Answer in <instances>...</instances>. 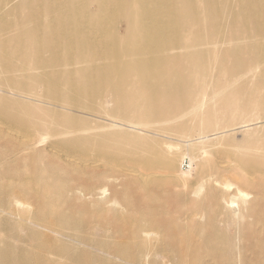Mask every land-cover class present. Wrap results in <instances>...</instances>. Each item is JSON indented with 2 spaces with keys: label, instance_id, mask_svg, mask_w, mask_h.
<instances>
[{
  "label": "bare ground",
  "instance_id": "1",
  "mask_svg": "<svg viewBox=\"0 0 264 264\" xmlns=\"http://www.w3.org/2000/svg\"><path fill=\"white\" fill-rule=\"evenodd\" d=\"M218 92L260 135L183 191ZM33 262L264 264V0H0V264Z\"/></svg>",
  "mask_w": 264,
  "mask_h": 264
},
{
  "label": "rangeland",
  "instance_id": "2",
  "mask_svg": "<svg viewBox=\"0 0 264 264\" xmlns=\"http://www.w3.org/2000/svg\"><path fill=\"white\" fill-rule=\"evenodd\" d=\"M122 25V24H121ZM121 28V27H120ZM122 29V28H121ZM215 52H213V55ZM196 74V72L194 73ZM208 82V81H206ZM206 82H203L198 75L196 79V86L194 88L195 92H192L193 90H190L191 96L195 95L197 91L201 89H208L209 92H211L212 87L209 84L208 86L206 85ZM215 87H213L214 89ZM206 91V90H205ZM197 95V94H196ZM199 96V95H198ZM249 97L246 94H242L239 97V102H242L243 100H248ZM235 104V100H229L226 92H218L215 97L210 100L207 104L206 107H204L203 114H200L198 118H194V120L191 122L193 127V130L189 135L192 136L194 139V146L193 149L191 150V153L194 156H198V161H195L196 163L198 162V165L200 163V167L204 168V172L202 176H197L195 172V162L194 164L192 163L193 170L190 172L188 171V168H183V164L185 161H189L191 163V159L189 154H183L179 160V171L183 174H188L190 175V182H184L181 183V186L184 188L183 191L189 192L193 191L197 188H199L201 185H204V190L200 192V195H203L206 193L208 185L212 184V178L208 175H210L209 170L213 167H228L230 165H233L234 167H238V164L234 163H229L231 162V159L228 160V151L232 149V146L234 144H240L244 145L246 143V138L248 136H254L255 138L260 135V132L258 131L257 128H254L253 132L248 130H239L237 132H229L227 135L224 137H216L215 133L218 131L217 128L220 127L218 121L221 120L222 118L228 117L229 113L225 112L223 110V107L225 106H233ZM249 104L253 105L252 102ZM214 106H219L218 110L215 112H212V109ZM120 117V116H116ZM196 122V123H195ZM199 124L202 125L199 126ZM149 130H152L153 133L149 134L150 137H146L147 143H163V142H171V143H179L180 146H182V151L185 152L186 148L183 143H181L180 139L186 138L185 136L181 137V135L175 133V132H164L160 128L161 126L159 124H154L152 127H147ZM260 129V128H259ZM250 131V132H249ZM205 135L204 138L201 136ZM243 153H258L257 149L255 150H246L242 149L241 150ZM189 155V156H188ZM228 160V162H227ZM227 163V164H225ZM99 166V169L101 167H106V168H111L112 166L106 161V160H101V162L96 164ZM125 168V167H123ZM142 170V168L139 165H134L133 164V171H139ZM164 176H162L163 178ZM160 178V177H159ZM119 180H117L118 182ZM210 181V183L208 182ZM179 188V187H176ZM231 192L234 194L236 192V189H231ZM26 208V207H24ZM199 220L202 221H208L209 218L208 216H198ZM34 264V262L32 263Z\"/></svg>",
  "mask_w": 264,
  "mask_h": 264
},
{
  "label": "built area",
  "instance_id": "3",
  "mask_svg": "<svg viewBox=\"0 0 264 264\" xmlns=\"http://www.w3.org/2000/svg\"><path fill=\"white\" fill-rule=\"evenodd\" d=\"M190 166V162L189 161H185L183 164V168H188Z\"/></svg>",
  "mask_w": 264,
  "mask_h": 264
}]
</instances>
